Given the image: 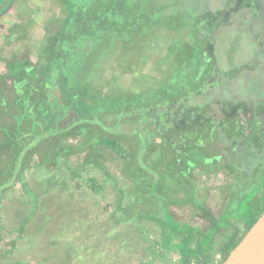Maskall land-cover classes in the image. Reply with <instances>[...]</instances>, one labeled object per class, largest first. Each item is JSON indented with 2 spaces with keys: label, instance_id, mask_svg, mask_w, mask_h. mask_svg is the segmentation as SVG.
<instances>
[{
  "label": "rangeland",
  "instance_id": "obj_1",
  "mask_svg": "<svg viewBox=\"0 0 264 264\" xmlns=\"http://www.w3.org/2000/svg\"><path fill=\"white\" fill-rule=\"evenodd\" d=\"M80 1L65 9L60 0H16L0 17V264H179L176 253L160 256L170 245V232L159 227L171 230L167 211L206 231L222 214L226 223L239 219L247 210L243 201L259 196L264 0H155L163 15L174 9L180 18L148 31V39L134 31L127 40L120 34L132 25L122 23L117 5L126 0ZM216 10L227 12L225 25L217 22L203 42L200 30L194 41L183 27L195 23L186 13ZM45 46L57 57L83 54L85 71L98 61L79 92L71 82L75 66L64 68L58 57L59 66L49 68L47 79L76 97L64 95L57 106L78 117L66 132L57 133L69 126L67 119L44 126L24 116V97H18L23 75L47 73ZM205 56L215 59L214 71L192 92ZM175 91L178 98L166 99ZM118 108L128 121L119 136L127 159L98 143L108 134L96 125L110 118L109 128H117ZM136 110L143 116L138 122ZM154 115L173 120L162 127L166 137ZM10 171L17 176L10 178Z\"/></svg>",
  "mask_w": 264,
  "mask_h": 264
},
{
  "label": "trees",
  "instance_id": "obj_2",
  "mask_svg": "<svg viewBox=\"0 0 264 264\" xmlns=\"http://www.w3.org/2000/svg\"><path fill=\"white\" fill-rule=\"evenodd\" d=\"M16 0H6L3 7L0 9V17L3 16L7 11L11 8V6L15 3ZM64 6L65 9H68L70 7V4L72 0H60ZM155 0H126L125 5L118 6L121 9V17L122 23L125 25H129L132 27H128L129 34L124 35L120 34V38H125L126 40L131 37V34L135 31L139 37L147 38L148 39V31L151 32L153 29L157 28L160 24H164L166 26V23L169 19H172L170 17L176 18L181 16V13L175 14V10L172 9V11L169 12V14L163 15L161 10H158L155 8ZM4 2V0H3ZM80 4H83V0L80 1ZM179 12V10H177ZM181 12V10H180ZM225 11H219L216 10L215 12H200V13H194L188 11L186 15H188V22L192 19V21H195L194 26H191L189 23L188 25H184L183 27L187 26L190 28L193 37L195 38L194 41H197L196 35H199L198 32L200 30H203L204 32L202 34V38L199 39L200 42L211 40L209 34L211 30L213 31L216 29L217 22L221 21L222 24L225 25ZM219 14H222L220 16ZM227 15V14H226ZM191 18V19H190ZM218 19V21H217ZM147 20V21H146ZM150 20V22H148ZM183 23L185 21L184 17L182 19H177ZM200 20H203L202 24H199ZM221 26V24L219 25ZM218 26V27H219ZM171 28V27H169ZM51 33V32H50ZM208 33V35H207ZM88 38V34H86ZM85 38L84 40H87ZM47 39V38H46ZM124 41V40H123ZM198 42V41H197ZM53 41L48 39V46H52ZM199 43V42H198ZM47 44V43H46ZM201 47V46H200ZM199 47L196 46L197 51V59L199 56H201L202 52L198 51ZM72 51H75L72 50ZM65 51L62 53V61L64 68H70L72 66H75L76 72V79H73L71 82L74 85H77L76 91H78V87L81 86L84 81L87 78V75L93 70L92 68H96L98 65V61L94 62L93 65L90 66V71L82 70L83 66L85 65L83 63L85 56L83 54L73 52L71 53L69 51L68 54ZM44 58L47 61V64L45 66V70L47 73L43 72L39 75H34L33 73L25 74L23 75V81H26V85L22 86L21 89H18V97H24L22 99L23 102V109L25 110L23 115L30 118L33 122L39 124H44V126H48L50 123L56 124V119L63 118V113L60 112L57 106L55 104L50 103L48 100L51 93V88L53 85H56L58 87V90L61 93V101L63 102V96L64 95H70V101L71 99L74 100L76 97L72 96V93L67 90H60L58 83H51L50 79L48 78V75H52L49 70V68H54L59 66L61 63H57L56 59L58 58L55 53L50 54L46 52V46L44 48ZM51 55H56V57H52ZM61 55V54H60ZM199 55V56H198ZM215 59L209 56H205L204 62L202 64H199V61L197 62L198 66V72L194 76V84H196L195 87L191 89L192 92H199L200 88L202 87V83L207 81L209 77L211 76V73L214 71L212 70L215 65ZM245 65H242L241 68H245ZM44 68V67H43ZM82 68V69H81ZM209 70V71H208ZM209 76V77H207ZM44 78L46 80H44ZM47 81L49 83H47ZM209 82V80H208ZM65 83H67L65 81ZM64 84V81L62 82ZM49 90V93H48ZM164 90L163 92H165ZM177 92L170 94L168 97L166 96V99L176 98ZM172 96V97H171ZM75 97V98H74ZM165 97V96H164ZM179 96H177L178 98ZM26 98L32 99V102L29 103ZM26 100V101H25ZM31 101V100H30ZM36 102V103H34ZM56 102V101H55ZM70 129V127H62L60 128V132H66ZM83 130V129H82ZM49 131V128H48ZM264 137V133H263ZM118 137H106L103 139H99L98 143L104 146L106 149L113 152L115 155L120 156L121 158L127 159V153L119 141ZM18 162V161H17ZM16 165V164H15ZM15 165L13 168L15 169ZM18 166V163H17ZM14 171L8 172V175H10V178L15 177L12 175ZM17 176V175H16ZM11 180V179H10ZM92 187L96 185L93 180H90ZM3 184H0V192L4 191ZM95 190V189H94ZM259 192V196L256 197L250 196V198L245 199L243 201L244 206L247 208L245 210V213H243L239 219L236 220H228L227 223L225 222V218H223V214L219 216V218L216 221V224L214 227H211L207 229L206 231H202L200 228L196 226L189 225L187 223H180L176 221L172 215L167 211L164 214V219L167 221V223L171 226V230H169L166 226L160 225V231L163 233L164 231L170 232V245L169 249L164 248V250L161 249L160 256L163 254H166V252L169 254L171 252L176 253L179 256L178 263L179 264H222L223 261L227 258V256L230 254V252L235 248V246L240 242V240L243 238V236L246 234V232L249 230V228L256 222V220L260 217V215L264 212V176L262 179L261 184L259 185V188L257 190ZM255 198V199H254ZM224 221V222H223ZM157 224L158 222L155 221ZM226 223V224H225ZM164 232V234H165ZM217 235L218 238H215ZM222 240L221 244L218 246L219 249H217L215 252L213 250L215 242L220 239ZM224 239V241H223ZM184 243V246L182 249H177L175 245L177 243ZM197 251L199 253V256H194V252ZM165 252V253H164ZM218 256L216 259L215 257ZM208 260V262H204V260Z\"/></svg>",
  "mask_w": 264,
  "mask_h": 264
},
{
  "label": "water",
  "instance_id": "obj_3",
  "mask_svg": "<svg viewBox=\"0 0 264 264\" xmlns=\"http://www.w3.org/2000/svg\"><path fill=\"white\" fill-rule=\"evenodd\" d=\"M222 264H264V212Z\"/></svg>",
  "mask_w": 264,
  "mask_h": 264
},
{
  "label": "flooded vegetation",
  "instance_id": "obj_4",
  "mask_svg": "<svg viewBox=\"0 0 264 264\" xmlns=\"http://www.w3.org/2000/svg\"><path fill=\"white\" fill-rule=\"evenodd\" d=\"M35 69V68H34ZM24 85H26V81H25V83H24ZM14 88H15V85H14ZM16 89V88H15ZM201 89H202V87L200 88V90L199 91H201ZM48 93H49V90H48ZM51 95H50V97H49V101H50V103H52V104H55V106H59L61 103H63L62 101H61V93L57 90V86L56 85H53L52 86V90H51ZM75 100V99H74ZM56 101V102H55ZM139 101L141 102L142 100H141V97H140V99H139ZM163 101V100H162ZM127 102V101H126ZM126 102H124L125 104L124 105H121L122 107H124V106H126L127 105V103ZM138 102V101H137ZM164 102H171V101H165L164 100ZM123 103V102H122ZM169 106H170V104L169 105H167L166 107L167 108H169ZM125 109H126V107H124ZM124 108H118V109H116L115 110V113H117L118 115H120L121 116V119L119 120V121H115L116 123H117V128H114V129H111V128H109V126H110V124H109V122L111 121L110 120V118L109 119H107V120H105V123L103 124V127H101L100 125L102 124V123H98L97 125L95 124V122H90L92 125H93V123H94V125H96V126H98L99 128H100V130L102 129L103 131H105L108 135H107V137H118V136H120L121 134H123V133H126V131L127 130H125V128H126V126H127V122L125 121L124 122V120H125V118L124 117H126V115L124 114L125 112H124ZM137 112L135 113V121L136 122H138V120H142L143 119V116H142V114H141V112H138V110H136ZM70 112L73 114V112H72V110H70ZM70 112L69 113H66V112H64V117L63 118H61V119H58V122H60V123H65L64 122V120L65 119H67V120H69V126L68 127H72V126H77L76 124L78 123L77 121H78V117H73L72 115H70ZM66 113V114H65ZM148 114H150V113H148ZM111 116V115H110ZM109 116V117H110ZM124 116V117H123ZM145 116H148V115H145ZM111 119H113L112 118V116H111ZM167 119H169V117L168 116H163V119H161V117L160 116H158V115H154V116H152V118H151V121H153V122H156V123H153V125H156V127H157V130H158V132H159V130H160V128H158V127H161V131H160V134H162V135H164L165 137L167 136L166 135V132H167V130L168 129H163L162 127L163 126H165V127H170L171 126V123L173 122V120H167ZM124 122V123H123ZM160 122L162 123V124H160ZM163 122H165V123H163ZM165 131V132H164ZM138 135H141V134H139V132H138Z\"/></svg>",
  "mask_w": 264,
  "mask_h": 264
}]
</instances>
